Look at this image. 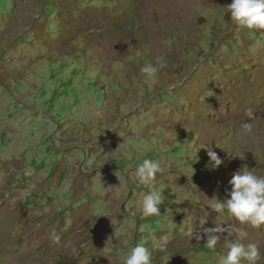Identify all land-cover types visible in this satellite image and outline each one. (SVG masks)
I'll list each match as a JSON object with an SVG mask.
<instances>
[{"label":"rangeland","instance_id":"rangeland-1","mask_svg":"<svg viewBox=\"0 0 264 264\" xmlns=\"http://www.w3.org/2000/svg\"><path fill=\"white\" fill-rule=\"evenodd\" d=\"M230 3L0 0V264H124L139 244L152 264H220L238 229L264 257V225L212 209L242 165L264 177V30ZM200 220L232 236L209 249Z\"/></svg>","mask_w":264,"mask_h":264},{"label":"clouds","instance_id":"clouds-1","mask_svg":"<svg viewBox=\"0 0 264 264\" xmlns=\"http://www.w3.org/2000/svg\"><path fill=\"white\" fill-rule=\"evenodd\" d=\"M231 20L236 26L248 30H264V0H231L226 6ZM158 68L151 63L145 64L141 72L145 74V79H153ZM247 121L241 124L244 135L254 134V124L256 119L251 108L246 113ZM208 163L205 165L208 170H216L223 160L215 151L208 148ZM244 160V154L237 157ZM196 159L197 156H196ZM136 175L142 183L153 182L157 174L162 171L160 164L151 159H145L136 166ZM230 191L227 198L222 202L215 199L212 209L216 213H227L234 217L241 224H250L254 228H260L264 225V177L258 176L247 165H242L240 169L233 174L229 181ZM162 204V195L155 191L146 194L142 201V213L144 216L160 215V205ZM206 220H200L199 226L202 228V234L196 233V239L203 240L206 247L214 249L221 240L222 234L228 240L232 236V231L228 227L215 225L212 228H203ZM238 236L234 242L227 245L228 251L224 255L220 264H258L264 257L255 243L245 244L242 241L247 237V232L237 230ZM51 238L58 240L59 237L54 231ZM159 246V245H158ZM124 264H152V254L148 248L142 244L135 245L127 254Z\"/></svg>","mask_w":264,"mask_h":264}]
</instances>
